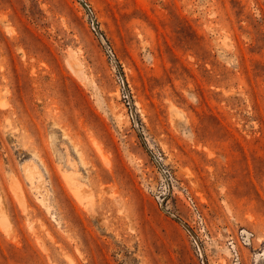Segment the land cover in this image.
Returning <instances> with one entry per match:
<instances>
[{
    "label": "rangeland",
    "instance_id": "374dc122",
    "mask_svg": "<svg viewBox=\"0 0 264 264\" xmlns=\"http://www.w3.org/2000/svg\"><path fill=\"white\" fill-rule=\"evenodd\" d=\"M0 264H264V0H0Z\"/></svg>",
    "mask_w": 264,
    "mask_h": 264
},
{
    "label": "bare ground",
    "instance_id": "6f19581e",
    "mask_svg": "<svg viewBox=\"0 0 264 264\" xmlns=\"http://www.w3.org/2000/svg\"><path fill=\"white\" fill-rule=\"evenodd\" d=\"M78 67V66H77ZM79 68V67H78ZM148 108V107H147ZM144 109H146V107L144 108ZM145 112H146V110H145ZM147 112H148V110H147ZM151 114V113H150ZM148 115V114H147ZM151 116H152V114H151ZM154 117V116H153ZM149 119V118H148ZM150 120V119H149ZM73 182V181H72ZM75 183V182H74ZM75 193L77 194V196L80 198V199H82V197H83V189H80L78 186H76L75 187ZM218 235H219V233H218ZM227 253H229V252H227ZM225 260V259H224ZM225 262V261H224Z\"/></svg>",
    "mask_w": 264,
    "mask_h": 264
},
{
    "label": "built area",
    "instance_id": "2783aa9c",
    "mask_svg": "<svg viewBox=\"0 0 264 264\" xmlns=\"http://www.w3.org/2000/svg\"><path fill=\"white\" fill-rule=\"evenodd\" d=\"M110 52H111V50H110Z\"/></svg>",
    "mask_w": 264,
    "mask_h": 264
}]
</instances>
